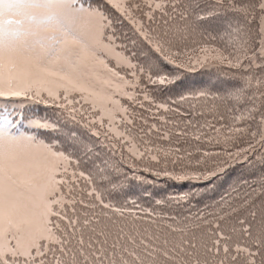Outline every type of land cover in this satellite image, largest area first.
<instances>
[{
	"label": "snow or ice",
	"instance_id": "6c2138e0",
	"mask_svg": "<svg viewBox=\"0 0 264 264\" xmlns=\"http://www.w3.org/2000/svg\"><path fill=\"white\" fill-rule=\"evenodd\" d=\"M0 264H264V0H0Z\"/></svg>",
	"mask_w": 264,
	"mask_h": 264
},
{
	"label": "trees",
	"instance_id": "16d2710c",
	"mask_svg": "<svg viewBox=\"0 0 264 264\" xmlns=\"http://www.w3.org/2000/svg\"><path fill=\"white\" fill-rule=\"evenodd\" d=\"M191 80L197 82V83H204L206 84L207 86H211V77L209 76L208 73H196V74H192V76L190 77ZM49 112H51V110H48ZM136 173H143L142 175H144V171L141 169V170H138ZM228 176L227 178L225 179L224 183H223V180H224V177L225 176H222L218 179L215 180L214 182V188H215V191H211V189H205L203 186L201 185H195L193 186L192 184H186V185H180V184H174L173 182L171 181H168V180H165L166 181V185L168 186V189L169 191L166 190V194H173V193H182V192H185V191H190V190H195L197 192H204V191H209V193L211 195H219L221 193L224 192L225 190V187L230 183L228 182V177L229 176H232L234 174H236V169H231L228 173ZM132 174L129 173V180L125 182V185L126 187L127 186H131V184L134 186H138L141 190L142 188L140 187V184L138 180H133L132 178ZM136 187V188H138ZM143 191V190H142ZM152 192V190H151ZM165 195V194H164ZM138 200H141L142 202L146 203L147 201H143L142 199V196L140 194H136V196L134 197Z\"/></svg>",
	"mask_w": 264,
	"mask_h": 264
},
{
	"label": "rangeland",
	"instance_id": "374dc122",
	"mask_svg": "<svg viewBox=\"0 0 264 264\" xmlns=\"http://www.w3.org/2000/svg\"><path fill=\"white\" fill-rule=\"evenodd\" d=\"M49 114H51V112H49ZM239 172L240 169L236 168V174L229 176L228 177V182H231L235 179L239 178ZM136 175H140L143 176L145 178V180L147 181V183H141L140 187L142 188V190L136 185H132L131 184V188H132V192L134 197L136 196V194H140L143 197V194L145 193V189L147 190V192L152 193L153 196L160 198L162 197L164 194H166V190L169 191L168 186L166 185V179L164 178H156L153 175H151L148 172H144V175H142L143 173H135ZM228 174L225 175L223 183L225 181V179L227 178ZM138 187V188H136ZM152 190V192H151ZM209 190V189H208Z\"/></svg>",
	"mask_w": 264,
	"mask_h": 264
}]
</instances>
